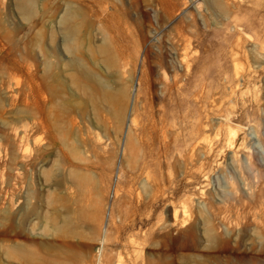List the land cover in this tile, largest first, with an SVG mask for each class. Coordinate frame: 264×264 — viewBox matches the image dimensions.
Listing matches in <instances>:
<instances>
[{"label":"rangeland","instance_id":"obj_1","mask_svg":"<svg viewBox=\"0 0 264 264\" xmlns=\"http://www.w3.org/2000/svg\"><path fill=\"white\" fill-rule=\"evenodd\" d=\"M0 264H264V0H0Z\"/></svg>","mask_w":264,"mask_h":264},{"label":"bare ground","instance_id":"obj_2","mask_svg":"<svg viewBox=\"0 0 264 264\" xmlns=\"http://www.w3.org/2000/svg\"><path fill=\"white\" fill-rule=\"evenodd\" d=\"M184 213V212H183ZM176 212H174V214H173V219L175 220L176 219ZM178 219V218H177ZM183 221V220H182Z\"/></svg>","mask_w":264,"mask_h":264}]
</instances>
